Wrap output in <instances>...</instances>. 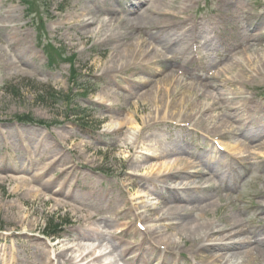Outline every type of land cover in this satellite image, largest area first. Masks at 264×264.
<instances>
[{"label":"rangeland","instance_id":"374dc122","mask_svg":"<svg viewBox=\"0 0 264 264\" xmlns=\"http://www.w3.org/2000/svg\"><path fill=\"white\" fill-rule=\"evenodd\" d=\"M155 1L157 0H149L146 7L144 3L142 8L132 11L130 16L132 18L138 13L144 14L138 21H130L125 27L122 23L116 22L117 31L119 35L121 33L126 37L132 34L130 39L132 43L139 44L137 51L141 45L148 48V43L159 45L163 50L158 55L162 56L161 59H166L168 65L162 68L157 65L156 69L146 70L135 67L132 71L119 73L118 78L109 83L105 74L112 56L114 57L111 49L115 44L105 47L95 41L97 38L101 40L103 31L99 33L100 37L98 35L91 39L93 24L88 28L87 37H82L80 34L82 23L75 20L80 19L83 23H89L84 20L93 18L94 23L98 24L95 15L101 16V13L109 9H112L110 11L112 16L126 18L128 3L125 0H49L44 4L45 8L39 9L45 22V27L41 29L38 25L31 27L30 20L23 18L24 9L19 0H0V25L6 26L0 28V154H20L21 152L14 147L23 145L32 146L34 152L38 145L40 150L37 153L42 157L36 164L52 168L50 176L40 178L41 183L29 184L28 188L32 190L29 193L27 189L17 188L15 176L6 178V175H0L2 264H10L14 259H18L22 264H48L46 258L50 257L52 261L54 260L52 256H57L62 250L67 251L63 260L60 263L55 260L54 263L66 264L70 257L76 256L85 248L84 241H89L93 245L99 243L102 224L115 229H127V233L124 232L127 237L122 239L123 243L133 245L140 242L141 232L136 227V223L141 220L136 218V214L139 213L138 205L149 202L162 206L165 191L155 181L159 180L157 177L173 175L176 169L184 171L185 168L186 170L189 168V173L200 172V176L194 178L199 177L196 180H200L201 183H210L213 176L209 171H216L220 180L218 183L222 185L216 184V190L203 191L199 195L213 201L217 206L227 205L232 198L237 201L241 198L250 200L252 194L264 191V0H220L219 3L218 0H163L169 7L160 8L158 11V3ZM110 3L112 7L108 6ZM96 5L98 9H95ZM42 12H46V17ZM148 13L155 15L150 21H145ZM156 16L159 21H165L161 22L160 26L166 25V28L174 30V34L169 38L165 33L154 38L156 29L151 26ZM197 22L201 23V30L204 33L201 32L203 39L201 43L198 42L199 47L207 51V54L208 52L218 54L219 57L211 60V63L219 64L221 67L219 71L226 66L220 73V76L226 78L221 79V85L217 84V88L211 92V99L199 101L195 92L200 91L198 85H191L183 95L179 96L181 92L173 94L172 84L167 85V81L158 84L162 93L157 92L156 103L134 99L135 97L131 96L132 92L147 89L145 88L147 85L140 83L142 72L147 76L145 79L151 81V85L159 82L158 74L172 71L171 59L165 52L169 54L174 51V55L181 52V58L186 56L182 42L179 43V40H182V31L179 27L183 28L184 24L186 28L196 26ZM38 30L42 33L44 31L48 39H54L52 45L59 50L61 59L67 61V58L73 56L75 74L71 73L68 62L47 63L46 53H41L34 40ZM258 32L263 38L255 37ZM118 40L121 41L119 36ZM193 43L196 41L189 44V55ZM22 48L24 53L19 56L18 51ZM17 57L21 61L20 67L13 63ZM201 64V61L195 60L192 66ZM201 71L206 72L207 69H200L199 74H202ZM170 73L165 75L166 78L172 77ZM131 81L138 86L131 88ZM9 85L11 87L8 88ZM109 86L112 95L106 105L111 107V110L100 106L102 103L100 99ZM11 88L15 90L10 91ZM82 88L86 94L80 96ZM153 88L155 90L156 85ZM53 93L59 101L54 102L51 97ZM161 94L168 96L170 94L173 97L164 110V102L168 99L157 101ZM42 96L45 98L42 99ZM241 103L253 108L254 114L242 116L236 125L245 128L247 123L249 126H255L256 131L251 138H242L234 135L231 128L228 129L226 137L233 138L239 145V147L231 145L236 154L234 159L208 151L200 152L198 147L203 146H197L192 138H182L178 126L187 125L191 121L201 123V119L198 118L200 115L197 116V113L204 114L206 108H209L212 115L221 113L222 122L230 121L225 117L230 116L233 107L237 109L238 106L241 107ZM162 110L165 112L161 113ZM126 114L135 116L137 123L135 130L140 136L139 142L145 144L140 152L156 157L155 155L162 149L168 148V157L147 160L148 164L146 161L135 163L132 160V151L121 146L122 136L127 132V128L120 134H113L111 129L112 115L113 118H122L121 115ZM21 116L43 121L47 125L19 123L15 117L19 119ZM252 119H254L252 123L247 122ZM255 122L258 125H254ZM173 123L182 124L174 126ZM57 136L62 138L63 144ZM64 139L70 141L64 144ZM70 147L76 150L69 157L66 153ZM240 150L247 151L246 155H239ZM195 153H198L197 155L202 153L199 157L204 159L195 157ZM76 155L81 156L80 163L74 162L75 166H72L70 162ZM200 160L206 161V165L202 166ZM152 165L154 167L151 171ZM248 170L253 171L250 174ZM148 173L154 174L152 175L154 181L149 179L151 182L147 180L140 182L138 177H131ZM19 175L25 179L28 177L30 182H33L32 175ZM182 177L183 180L189 179L185 175ZM240 179L241 185H238ZM47 181H52L50 183L52 190L63 188V192L67 191V187L63 186L67 182L74 186L73 189L77 191L73 194L79 197L69 199L58 197L66 205L61 203L58 207L54 206L52 202L44 200L47 197H43V192L40 191V186ZM180 181L168 182V186L171 184L177 186ZM225 181L235 182L232 192L223 186ZM40 195L41 198L38 199ZM188 205L189 208L197 206ZM236 208H240L239 219L245 222L252 219L253 214L248 213L247 206L243 203L230 204L224 210L231 214ZM216 214L211 210L203 214L192 210L187 215L191 219L200 215L201 222H206L211 221ZM90 215L96 217L88 219ZM148 217L151 220L156 218L149 215ZM150 219L148 221H151ZM142 222L147 227L158 228L159 237L182 241L181 250L188 251L189 242L174 236V232L166 231L163 223H158L156 219L148 224ZM49 225L63 226L64 229L58 233V237L47 238L44 236ZM85 230L94 237L83 238V233L80 232ZM56 243L57 245H54ZM192 260L188 254L175 256L171 264H192ZM101 262H105V259Z\"/></svg>","mask_w":264,"mask_h":264},{"label":"bare ground","instance_id":"6f19581e","mask_svg":"<svg viewBox=\"0 0 264 264\" xmlns=\"http://www.w3.org/2000/svg\"><path fill=\"white\" fill-rule=\"evenodd\" d=\"M143 1L146 0H137V4L143 3ZM158 5L161 9H168V4H166L163 0H157ZM128 13L131 12L129 9L127 11ZM155 13H148L147 18L145 21H150L152 16H154ZM165 22V21H159V18L156 16L154 20V24L151 26L154 28L156 26L158 30H155V36L154 38H158L159 35H163L165 33L166 37L169 38L170 35L174 34V30H170L171 28H165L162 27L160 28V23ZM164 24V23H163ZM127 24H122L123 27H125ZM92 26L91 23L88 24H83L80 25L81 27V35L82 37L86 38L87 35L89 34L88 28ZM165 26V25H164ZM150 28V30L152 29ZM196 28V27H195ZM192 28L190 26H187L186 24L179 27V29L182 31V40H179L180 42H184L185 44H189L190 39H192L194 36L193 31H195V37L197 40H201V32L196 28ZM170 30V31H168ZM168 31V32H165ZM15 36V35H14ZM163 37V36H162ZM132 34H130L129 37L122 36L120 33L119 39L118 36L115 35V32H111L109 40L105 41L108 45L114 46L112 47L111 51L112 54H114V57L112 56L110 60V66L107 69V73L105 74L107 80L109 83H112V80L117 79L119 74L122 71H127L131 68H134L139 65L140 62H143V59L149 58L151 56H156L157 53L152 49H149L150 46L148 45L149 48L144 47V45L140 46V50L137 51L139 44L138 43H132ZM164 38V37H163ZM136 41V40H135ZM178 43V41H176ZM107 47V46H105ZM19 55L21 56L24 53V49L22 48L20 51H18ZM162 56H159L161 59ZM156 57L152 58L155 59ZM188 58V57H184ZM126 59V60H125ZM147 62V61H144ZM146 65H144V68ZM226 66L222 68L221 70H225ZM143 77L140 78V83L143 85H149V88L145 90H137L136 92H132L131 96L135 97L134 99L138 100H148L150 103H156L155 101V96L157 92V87L160 82H165L171 83L173 76L166 78H162L159 80L156 84V88H150V83L151 81L148 79H145L146 75L145 73H141ZM214 76H217V71L213 74ZM134 81V80H133ZM131 81V88H134L135 86H138V84L134 83ZM175 84H179L180 80L175 78L174 81ZM111 86L108 87V89L103 93L102 97L100 100H102L101 107H105L103 103L108 102L109 99L111 98L112 91H111ZM173 90V94H174ZM202 92V90H200ZM207 93V92H206ZM205 95V94H204ZM171 97V95L169 94ZM168 95H160L156 100L159 101H165L168 99V101L164 102L163 105V110L165 107L169 106L168 102L170 100H173V97L169 98ZM188 99V98H186ZM182 104V102H181ZM244 108V105L241 106L240 108H232V113L230 114V124L229 128L238 131L243 138L245 137H252V134L255 133L256 128H253L254 126L250 127L249 129H243V126L236 125L238 122H240V119L242 116L249 115L245 110H242ZM109 110H111L109 108ZM163 110L161 113H164ZM199 113H197L198 115ZM114 115L111 117V124L113 125L111 129L113 128L116 129L115 133H121L123 129L127 128V132L122 136L123 140L121 141V146L124 149H129L133 153L132 160L135 161V163L139 162H148L147 160L150 159H155L158 160L162 157H165L166 151H163L159 153L158 155H155L156 157H151L148 154H144L140 152L142 151L143 147L145 144L140 143L139 139L140 136L136 132L135 129H137V123H135V116L133 114H126V115H121L123 116L122 118H113ZM257 124V122L254 123V125ZM233 125V126H232ZM258 125V124H257ZM133 126V127H131ZM228 127V126H224ZM226 129V128H225ZM133 130V132H132ZM114 133V131H113ZM57 138L60 140L62 143V138L57 136ZM69 139H64V144L68 141ZM255 140V138L253 139ZM252 140V141H253ZM70 141V140H69ZM58 142V141H57ZM63 144V143H62ZM76 149L74 147H70L67 149V155L70 157L74 153ZM39 150L36 147V150L34 152H38ZM61 151V150H60ZM28 155H31L28 153ZM34 157H42L41 155L38 156L39 154L33 153ZM81 156L76 155L70 163H72V166L74 165V162L80 163ZM17 160V159H16ZM47 161V160H46ZM13 162H16L15 160ZM18 162V160H17ZM179 164V163H178ZM200 164L202 166L206 165V161L200 160ZM146 165V164H145ZM32 165H29L31 167ZM28 167V165H26ZM153 165L150 167V170H153ZM48 167L45 165H39L37 167V172H39L41 175H37L36 172L32 174V180H34L35 183H41L40 178H42V175L44 176L48 172ZM28 168H19L14 169L11 172L13 173V176H15V182L17 184L18 189H27L29 190L27 193L32 192L30 188H28L29 184L27 179H24L22 177H17L19 175V172L21 174H28ZM42 172L44 174H42ZM212 173L215 174V171H211ZM199 174V173H197ZM213 174V175H214ZM0 175H6L9 176L8 174H5L3 171L0 170ZM130 175V174H129ZM133 177H136L134 175H131ZM183 174H173L171 176H162L161 181L159 182L163 186H167L168 182L169 183H174L176 180H181L182 179V185L186 186L190 185V182H185L183 183ZM216 176V175H214ZM7 178V177H6ZM187 181V180H186ZM52 181H47L43 182L41 187V192H43V197H47V199H44L45 201L49 203H53L54 206L58 207L62 204L66 205L60 198H65L69 199L71 197H79L74 193V191H77L76 189H67L66 192H63V188H58L56 190L51 189L50 184ZM28 184V185H27ZM173 190V189H171ZM81 193V192H80ZM169 194H172L171 196H168L165 201L170 204V206L164 205L163 208L161 207H152L151 205H140L138 206L139 213L136 215V218L141 219L144 221L146 224L150 223L153 221V219H156L158 223H163V226L166 231H171L174 232V236H178L180 239H186V241L189 242L190 247L188 248L187 253L196 257L200 263H207V264H264V224L261 226H258L256 229L257 233H253L251 231H248V235L254 236L257 238L255 246H251L248 241V236L245 235L241 227L237 224V221L235 219V216H232L229 220H225L223 216L219 217L218 220L212 221V222H201L200 216L197 218H189L186 213H188L187 205L188 204H203L202 207L209 208L212 211L215 209V204L213 202L208 201L205 198H200L196 197V191L194 188H187L182 192V194H178L176 192L169 191ZM83 195V193H81ZM60 197V198H58ZM41 198V195L38 197V199ZM81 199H84L81 197ZM264 201L262 204L258 207V210L261 212H264ZM147 213V215H146ZM156 217L153 218L152 220L148 217ZM96 215H90L88 219H94ZM151 221H148V220ZM199 220V221H198ZM264 221V218H259L256 223H262ZM175 222V223H173ZM166 223V224H165ZM255 223V224H256ZM108 227V226H105ZM159 232L158 228H150L146 227L144 230V233L141 234V241L139 245H137L138 249L135 248L134 250H131L129 247L127 248L126 252L130 251V253H135V256L137 255L138 262L136 263H128V264H145L144 262L140 261V257L146 256L147 260L152 258L154 256V253H158L157 255H160L162 260L166 261L172 258L174 253L178 255H184V252L181 250L182 247V241H179L177 239L173 240L171 238L167 237H159L157 233ZM80 233H83V238H90L94 237L88 230L82 231ZM230 239V240H229ZM225 241H234L235 243L228 246L225 245ZM163 247V251H159L158 248ZM140 248H145V251H141ZM67 251L62 250L60 251L56 258V262L60 263L64 255ZM120 255H122L120 253ZM94 253H92L89 250L83 251L80 253L78 256L74 258H69L67 260L66 264H92V263H98V259L96 257H93ZM123 257V256H122ZM47 262L49 264V258H46Z\"/></svg>","mask_w":264,"mask_h":264},{"label":"trees","instance_id":"16d2710c","mask_svg":"<svg viewBox=\"0 0 264 264\" xmlns=\"http://www.w3.org/2000/svg\"><path fill=\"white\" fill-rule=\"evenodd\" d=\"M48 227H49L48 229L54 230L57 226L56 225H49Z\"/></svg>","mask_w":264,"mask_h":264}]
</instances>
